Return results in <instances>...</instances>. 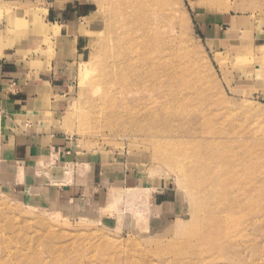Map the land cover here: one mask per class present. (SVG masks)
Returning a JSON list of instances; mask_svg holds the SVG:
<instances>
[{"label":"rangeland","instance_id":"rangeland-1","mask_svg":"<svg viewBox=\"0 0 264 264\" xmlns=\"http://www.w3.org/2000/svg\"><path fill=\"white\" fill-rule=\"evenodd\" d=\"M134 2L159 14L160 45L172 36L188 50L185 71L172 62L156 68L157 83L107 75L113 37L140 21L129 14ZM66 3L87 11L80 18L87 47L65 131L81 153L138 173L139 186L115 188L105 208L70 215L0 189V264H264V0H0L1 41L49 44L47 13ZM153 44V61L169 57ZM197 151L221 152L212 163L224 170L220 180L199 183L183 172ZM240 164L243 178L232 172ZM71 171L67 164L58 179ZM157 190L175 202L156 213ZM205 222L211 232L200 231Z\"/></svg>","mask_w":264,"mask_h":264},{"label":"crops","instance_id":"crops-1","mask_svg":"<svg viewBox=\"0 0 264 264\" xmlns=\"http://www.w3.org/2000/svg\"><path fill=\"white\" fill-rule=\"evenodd\" d=\"M81 9L66 3L49 10V44L38 38L13 48L0 39V189L63 215L105 208L113 189L137 188L140 176L104 154L81 153L65 131L73 78L86 56ZM67 164L72 171L60 181ZM174 202L157 190L150 207L162 212Z\"/></svg>","mask_w":264,"mask_h":264},{"label":"bare ground","instance_id":"bare-ground-1","mask_svg":"<svg viewBox=\"0 0 264 264\" xmlns=\"http://www.w3.org/2000/svg\"><path fill=\"white\" fill-rule=\"evenodd\" d=\"M129 14L131 17H139L140 21L136 20V22H132L131 24L124 23L125 25L124 28L126 30L123 28V30L125 31L122 30L120 33H116L115 36L113 37V40L110 44L109 51L107 52V60H106L107 75L110 77V79H114V81L116 80L118 83H130L133 81L132 76H134L136 79V81H133L134 83H139L138 82L139 80L141 83L142 77L149 79L151 83H155L156 77H157L156 68L166 69L167 65L171 66V62H172V67L176 69H180L181 71H185L188 66H191L190 60L187 59L186 57L188 50L185 47H181L177 45V42H178L177 37L170 36V41L167 43L166 47H164L163 45H160L157 42V40L154 38V37H157L158 33L162 32V30H159L157 27L153 25L154 22L156 23V21H158L160 18H159V14L155 10L148 7V4L145 5L142 2L141 3L134 2V5L133 4L131 5V13ZM153 43H156L157 45L156 51L158 50V48H161L162 51H165L166 49H168L169 57L160 58L158 60L156 58V60L153 61L154 56H155L153 55V52H154ZM174 58L175 59L177 58L179 62H177L176 60V63H175ZM259 60L262 61V63H264V54L260 56ZM174 63H175V66H174ZM104 70L102 72H104ZM147 79L145 80V82L147 81ZM205 119L207 118L205 117ZM210 120H212V118ZM213 140H218V139L214 138ZM208 141H209V138H208ZM210 143L212 144V142ZM218 143H220V140ZM210 151H208V153ZM220 153L212 152L207 155V154H201L200 152L197 151L196 154L194 155H191V156L188 155V159H190L189 160L190 163L188 164L187 168L183 172L188 173L189 176L192 178V181L197 176H200L201 179L199 180V183L201 180L202 181L205 180L208 182L215 178L220 180V178L218 177H219V174L224 173L223 168L219 169L218 166L217 167L212 166V163L215 162L216 159H221L220 161L224 159L220 155ZM191 159L193 160L194 163H191L192 161ZM242 165L240 164L238 165V167H236V170L239 171V174H236L237 172L234 170L232 171L234 176L238 175L239 178L240 176H242L243 178L245 177V175H247V172L245 171V167ZM251 181H255L254 173L252 174ZM251 190H253V187L251 188ZM132 193L134 197L137 196V192L133 191ZM121 198L122 197L116 198L113 201L114 204L120 203ZM205 208L209 210H213L218 207L216 205L215 207H213L209 203H207ZM210 221L213 222V224L217 223L215 220H211V217H210ZM206 229L210 230L211 232L214 229V227L209 226L205 222L202 225V229L200 231L201 232L206 231Z\"/></svg>","mask_w":264,"mask_h":264},{"label":"built area","instance_id":"built-area-1","mask_svg":"<svg viewBox=\"0 0 264 264\" xmlns=\"http://www.w3.org/2000/svg\"><path fill=\"white\" fill-rule=\"evenodd\" d=\"M0 145H1V138H0ZM1 147V146H0Z\"/></svg>","mask_w":264,"mask_h":264}]
</instances>
